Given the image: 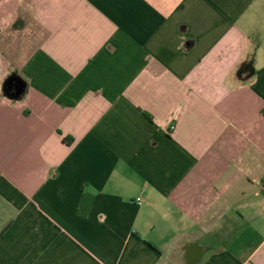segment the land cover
<instances>
[{"label":"crops","instance_id":"obj_1","mask_svg":"<svg viewBox=\"0 0 264 264\" xmlns=\"http://www.w3.org/2000/svg\"><path fill=\"white\" fill-rule=\"evenodd\" d=\"M0 264H264V0H0Z\"/></svg>","mask_w":264,"mask_h":264},{"label":"water","instance_id":"obj_2","mask_svg":"<svg viewBox=\"0 0 264 264\" xmlns=\"http://www.w3.org/2000/svg\"><path fill=\"white\" fill-rule=\"evenodd\" d=\"M15 91H16V92H15V95H16V96L20 95L21 92H22V85H18V86H16Z\"/></svg>","mask_w":264,"mask_h":264},{"label":"trees","instance_id":"obj_3","mask_svg":"<svg viewBox=\"0 0 264 264\" xmlns=\"http://www.w3.org/2000/svg\"><path fill=\"white\" fill-rule=\"evenodd\" d=\"M83 204H84V202H83V199H82V202H81V204H80V207H79V209H78V215L79 216H81L82 217V207H83Z\"/></svg>","mask_w":264,"mask_h":264},{"label":"built area","instance_id":"obj_4","mask_svg":"<svg viewBox=\"0 0 264 264\" xmlns=\"http://www.w3.org/2000/svg\"><path fill=\"white\" fill-rule=\"evenodd\" d=\"M138 201H140V202H141V198H139V199H138Z\"/></svg>","mask_w":264,"mask_h":264}]
</instances>
